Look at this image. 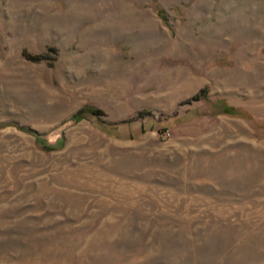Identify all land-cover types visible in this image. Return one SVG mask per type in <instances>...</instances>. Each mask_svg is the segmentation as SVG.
<instances>
[{"label":"rangeland","instance_id":"obj_1","mask_svg":"<svg viewBox=\"0 0 264 264\" xmlns=\"http://www.w3.org/2000/svg\"><path fill=\"white\" fill-rule=\"evenodd\" d=\"M0 264H264V0H0Z\"/></svg>","mask_w":264,"mask_h":264},{"label":"water","instance_id":"obj_2","mask_svg":"<svg viewBox=\"0 0 264 264\" xmlns=\"http://www.w3.org/2000/svg\"><path fill=\"white\" fill-rule=\"evenodd\" d=\"M79 119H80V116L75 115L74 117L70 118L69 121L65 122L60 129H62V128L66 127V126H69L72 123L77 122ZM36 135H37V138L43 143V145H45L47 147L52 148V147H55V146H59L61 144V139L58 136L53 138V140H50L45 135H39V134H36Z\"/></svg>","mask_w":264,"mask_h":264},{"label":"trees","instance_id":"obj_3","mask_svg":"<svg viewBox=\"0 0 264 264\" xmlns=\"http://www.w3.org/2000/svg\"><path fill=\"white\" fill-rule=\"evenodd\" d=\"M42 59H44V57H32V60H42ZM198 96H195L194 98H193V100H198ZM85 112V110L84 109H81L78 113H76V115H78V116H82V114ZM91 112H93V111H91ZM97 113H99V111H95L93 114H97ZM99 127H100V125H98ZM150 126H152V125H150ZM101 128V127H100ZM34 135H35V137L37 138V135H36V133H33ZM134 136H136V134H132V135H130L129 137H134ZM37 140H38V142L39 143H41L42 145H43V143L37 138ZM44 147H47V146H45V145H43ZM47 148H50V147H47Z\"/></svg>","mask_w":264,"mask_h":264}]
</instances>
